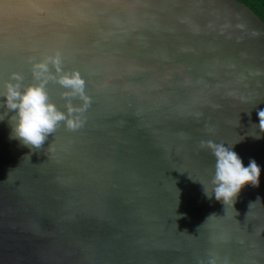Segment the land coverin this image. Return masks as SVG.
Wrapping results in <instances>:
<instances>
[{
    "label": "water",
    "instance_id": "obj_1",
    "mask_svg": "<svg viewBox=\"0 0 264 264\" xmlns=\"http://www.w3.org/2000/svg\"><path fill=\"white\" fill-rule=\"evenodd\" d=\"M57 52L91 103L39 150L0 121V264H264L260 17L238 0H0V94ZM208 140L261 169L234 207L204 194Z\"/></svg>",
    "mask_w": 264,
    "mask_h": 264
},
{
    "label": "clouds",
    "instance_id": "obj_2",
    "mask_svg": "<svg viewBox=\"0 0 264 264\" xmlns=\"http://www.w3.org/2000/svg\"><path fill=\"white\" fill-rule=\"evenodd\" d=\"M30 63L36 83L25 86L19 73L11 75L4 85L3 94H0V107L7 110L0 121L8 119L11 139L20 141L30 149L39 150L61 123L69 130L80 128L84 123L82 114L91 100L85 93L86 82L80 73L63 70L59 52L45 57L42 61ZM50 82L65 90L62 96L68 101L65 105L66 111L59 110L51 101L47 90ZM77 97L82 101L79 107L71 103ZM9 113L13 114L9 116ZM257 116L259 131L264 133V110L258 111ZM200 147L210 150L215 158L213 191L209 194L204 189L208 199L214 196L216 201L225 206L230 204L234 207L235 200L246 186L259 187L261 169L254 159L245 167L242 159L231 147L211 140L201 141ZM211 264L215 262L212 261Z\"/></svg>",
    "mask_w": 264,
    "mask_h": 264
},
{
    "label": "trees",
    "instance_id": "obj_3",
    "mask_svg": "<svg viewBox=\"0 0 264 264\" xmlns=\"http://www.w3.org/2000/svg\"><path fill=\"white\" fill-rule=\"evenodd\" d=\"M250 7L264 22V0H238Z\"/></svg>",
    "mask_w": 264,
    "mask_h": 264
}]
</instances>
